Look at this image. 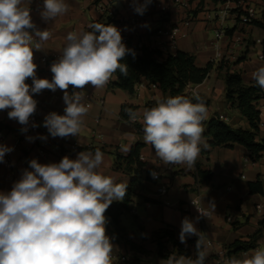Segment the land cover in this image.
Instances as JSON below:
<instances>
[{
  "label": "crops",
  "instance_id": "obj_1",
  "mask_svg": "<svg viewBox=\"0 0 264 264\" xmlns=\"http://www.w3.org/2000/svg\"><path fill=\"white\" fill-rule=\"evenodd\" d=\"M95 1L65 0L70 6L69 11L52 21L45 22L40 15L43 0H23L22 6L31 9L30 15L36 27L40 30L48 29L52 33L48 41L41 42V50H33L34 60H39L43 55L59 60L68 43L66 37L69 32L91 31L89 25L97 22L106 24L105 17L93 7ZM183 1L186 3L185 6L173 0H151L144 14L140 15L134 11L132 0H108L119 18L115 26L121 30V34L131 40L132 44L140 43L158 49L159 43L162 42L165 48V51L161 52L162 56L168 53L174 54L180 50L193 54L198 67H204L208 63L213 64L210 70H213V80L209 85H207L209 82V76H207L201 83L190 86L208 103L207 119L204 122L211 117L222 115L223 120L231 127L251 130L245 117L237 109L230 107L225 98L226 107L233 109V115L230 118L214 111L211 104L225 94L224 70L219 68L220 62L228 63L230 71L239 72L245 83L252 82V73L264 66V27L252 22L241 23L240 15L244 12V7L237 6V0L229 3L224 0ZM247 5H252L256 9V16L252 21L264 26V0H247L245 6ZM187 20L190 21L188 34L178 38L172 45L169 30ZM219 28H222L225 34L217 41L222 57L215 59V32ZM159 30L161 33H158ZM210 30H213V35H210ZM254 30L261 34L255 40L252 37ZM257 39L261 42H257ZM256 45L260 46V50L256 52V59H251L248 57L249 50ZM259 55H262V58H259ZM36 76L50 80L52 74L49 68L37 66ZM114 79L113 73L110 83L103 88H94L90 84L85 86L84 89L93 96V102L87 106L88 112L82 118L83 124L79 133L77 136H70L63 147H61L62 138H53L43 131V121L50 112L64 114L66 107L63 101L64 93L60 89L55 92L43 90L38 94L44 106L39 119V130L34 136L47 137V139L36 138L35 141L44 144L50 150L49 159L57 156L59 161L64 156L75 159L80 151L94 152L100 149L104 153V161L98 171L113 177L116 183L126 184L129 176L113 168L114 154L126 155L136 143H142L139 149V160L143 162V169L149 173L142 184L135 187L129 208L118 217V224L122 226V231L115 233L113 225L109 222L106 224V233L113 244L112 256H125L127 260L137 257L141 264H166L167 259L158 255L154 241L155 233L167 227L173 231L175 239L181 243L179 233L183 218L197 217L192 208H185V204L191 200L201 203L207 209L210 202L215 205V211H211V217L203 221L199 220L196 224L207 241L206 264H216L218 251L225 249L226 245L237 239L247 240L258 231L260 234L254 249L264 246V224L261 222L264 220V156L256 161L246 162L247 150L243 146L235 144L232 147H209L208 139L202 137L201 151L195 164L203 171H210V179L197 178L195 164L193 167L180 164L172 171H166L163 162L156 157L154 148L143 140L142 119L132 124L119 117L121 105L129 104L137 107L135 111L142 118L144 110L154 107L156 101L165 98V95L156 85L148 84L145 80L137 83L134 87L135 92L129 94L110 87ZM26 83L31 85V78L27 79ZM202 87H205L204 92L200 90ZM99 100H102L101 104L98 103ZM258 107L260 120L257 139L264 140V104L260 102ZM2 125L5 128L6 137L1 144L13 148V151L7 155L15 166H22L16 123L13 120H5ZM122 146L127 148V151H122ZM68 149L75 151L69 154L63 151ZM153 171L160 174L158 181L151 180L150 174ZM256 181H260L262 192L250 190L249 183ZM160 183L167 186V194L158 199L154 196V190ZM13 184L8 180L0 179V192L10 191ZM134 198L137 199L138 207L140 206L135 211L137 213L131 206ZM164 201L168 205H165ZM116 202L120 201H113L112 204ZM146 202L149 204L147 205ZM257 206H260V211L257 210ZM126 211L133 214V219L125 224L121 221V215ZM227 216L231 217L230 222L226 220ZM124 236L135 244H141L143 250H132L125 243ZM196 240L197 237L191 236L187 238L186 244H183L189 248L193 257ZM254 249L242 252L238 258H243L245 253L251 255Z\"/></svg>",
  "mask_w": 264,
  "mask_h": 264
},
{
  "label": "clouds",
  "instance_id": "obj_2",
  "mask_svg": "<svg viewBox=\"0 0 264 264\" xmlns=\"http://www.w3.org/2000/svg\"><path fill=\"white\" fill-rule=\"evenodd\" d=\"M150 3L132 0L134 11L140 15ZM22 4L23 0H0V111L8 110V118L27 132L38 104L33 95L60 89L66 105L64 114L48 113L43 127L53 138L77 136L88 112L83 89L89 84L103 88L117 70L126 76L128 66L121 61L130 49L117 26L93 23L89 25L91 31L68 33L61 57L50 66L51 80L37 78L33 50H41V42L48 41L52 33L38 29L31 9ZM69 8L65 0H43L40 15L45 22L52 21ZM29 78L31 85L26 83ZM252 78L264 89V66L256 69ZM70 85L81 91L70 94ZM125 112L132 122L142 119L143 140L164 165L194 166L208 114L196 90L191 98L178 95L158 99L154 107L144 110L142 118L131 108ZM38 126L32 124L33 128ZM11 151L12 147L0 144V163ZM122 151L127 148L122 146ZM103 161L100 149L80 151L75 159L64 156L58 163L31 159L11 190L0 192V264H111L113 244L106 233L105 213L113 201L125 198L128 184L116 183L98 171ZM193 204L199 215L183 218L179 240L186 244L188 237H197L195 256L173 253L166 264H206L208 245L196 224L215 211V205L210 202L204 209ZM224 264H264V246L243 258L229 257Z\"/></svg>",
  "mask_w": 264,
  "mask_h": 264
},
{
  "label": "trees",
  "instance_id": "obj_3",
  "mask_svg": "<svg viewBox=\"0 0 264 264\" xmlns=\"http://www.w3.org/2000/svg\"><path fill=\"white\" fill-rule=\"evenodd\" d=\"M252 23L264 27L255 21H252ZM126 47L130 49V52L126 54L121 63L128 66V73L125 76L117 70L114 73L115 79L111 82L110 87L123 90L129 94L135 92L134 87L137 83L145 80L148 84L156 85L165 97L180 95L191 98L186 93L187 87L201 83L213 67L212 63H208L204 67H198L195 64L193 54L180 50L174 54L168 53L162 56L159 49L146 45L138 47L132 44L129 38ZM219 68L224 70V98L226 102L230 107L237 109L245 117L251 130L231 127L224 120L215 116L204 122L202 137L208 139L207 146L209 147H232L235 144H239L247 150V158L251 161H256L264 156V140L257 139L260 120L258 106L260 102L264 104V90L254 80L245 83L239 72L230 71V65L228 63L220 62ZM204 102L207 106L208 103L206 101ZM128 108L136 110L137 107L129 104L121 105L119 111L120 119L124 121L129 120L125 112V109ZM135 126L138 127L137 124ZM141 146L142 143L138 142L131 148L128 154H114L113 168L129 176L125 198L120 202L112 204L106 211L107 220L113 225L115 233L123 229L118 224L119 215L129 208L135 187L141 185L149 173V171L143 169V162L139 160V149ZM195 167L197 178L210 179V171L201 170L197 164H195ZM249 186L251 191L262 192L260 181L250 182ZM261 222L264 224V220ZM259 234L260 232L258 231L252 234L247 240L237 239L226 245L225 250L228 258L232 256L238 257L242 252L254 249ZM124 241L132 250H143L141 244H135L125 236ZM154 241L158 249V255L162 258L167 259L173 253L177 255H191L189 248L179 243L175 239L173 231L167 227L155 233ZM122 264H141V262L139 258L134 257Z\"/></svg>",
  "mask_w": 264,
  "mask_h": 264
},
{
  "label": "built area",
  "instance_id": "obj_4",
  "mask_svg": "<svg viewBox=\"0 0 264 264\" xmlns=\"http://www.w3.org/2000/svg\"><path fill=\"white\" fill-rule=\"evenodd\" d=\"M175 3L177 4H181V5H186V3L183 0H173ZM226 3L229 2H233L235 0H224ZM245 1L247 2V0H237L236 4L237 6L240 7H244V12L240 15V21L241 23H251L252 19L255 18L256 16V9L252 6V5H247L245 6ZM160 6V5H159ZM93 7L98 10L99 12H101V14L105 17L106 19V24H112V25H116V23L119 21L118 15L115 13V11L112 9V7L109 5L108 0H96L93 4ZM190 24V21L187 20L181 24H177L173 27H171V29L169 30V35L171 37V44L174 45L176 40L178 38L184 37L188 34V26ZM31 31V30H30ZM158 33H161V31L159 30ZM225 34L224 30L222 28H219L216 30L215 32V38L216 41L214 43V47H215V59L216 58H221V53L219 50V46L217 44V41ZM122 38H123V43L125 45L128 44V37L121 34ZM257 42H261L260 39H257ZM136 45L138 47L141 46L140 43H136ZM161 52L165 51L164 48V44L162 42L159 43V48H158ZM259 58H262V55H259ZM58 61L55 57H51V56H46L43 55L39 58V60H34V63L42 68H49L50 71V66L53 62ZM51 72V71H50ZM52 76L53 73L51 72ZM52 79V77H51ZM50 79V80H51ZM110 83V82H108ZM194 89L190 88V86L187 87L186 89V93L191 96V93ZM69 93L71 94L73 91H81L80 89H74L71 85L69 86L68 89ZM83 91L86 94V105L90 106L91 102H93V96L87 92L85 89H83ZM33 98L35 100H37L38 104H37V109L35 114L30 118V122L28 127L27 132H22V126L15 120H13L16 123L17 126V131H18V136H17V143L18 146L20 148L21 151V157L20 159L23 161V165L22 166H15L13 164V162L11 161V159L9 158V156L6 154L4 157V162L0 163V179H4V180H8L12 183H15L16 181H18L21 178V174L22 171L24 169H28L29 168V161L31 159H37L40 163L42 164H47V163H58L59 159L57 156H55L53 159H49V154H50V150L44 145V144H40L37 143L34 140L29 141L26 137H34L35 133L37 130H39V126L33 128L32 124H39V119L41 116V111L43 109L44 103L40 100L38 94L33 95ZM98 103H102V100H99ZM8 110H3L0 111V144L4 141L5 137H6V133H5V128L2 125V122L5 120H11L8 118ZM220 119H224V117L222 115L218 116ZM128 122L134 124L135 122H132L130 120H128ZM137 122V121H136ZM43 131L47 134L48 130L44 127ZM70 136L66 137V138H62L61 141V147H63V145H65L66 142H68ZM63 149V148H61ZM62 151V150H61ZM66 153H72L75 150L74 149H68V150H63ZM246 162H249L250 160L248 158H245ZM180 164L178 165H165V170L166 171H172L173 169L177 168ZM155 173V177L152 175V173ZM150 174L151 180L153 181H158L160 179V174L157 171H153ZM167 194V186L164 183H160L158 185H156L155 190H154V196L155 198H162L163 196H165ZM194 200H191L189 202H187L185 204V208H192L195 212V214L198 216L199 213L197 212L196 207L193 204ZM195 204L197 205V207H201L204 209H207L205 207H203L201 205V203L194 201ZM165 205H168V203L166 201L163 202ZM146 204L148 205L149 202H146ZM260 206H257V210L260 211ZM211 217V213L208 217H202L199 220H206L208 218ZM226 220L228 222L231 221V217L227 216ZM210 243V242H209ZM228 259V256L226 255V250L222 249L220 251L217 252V259H216V264H224V261ZM127 261L125 256H119V257H114L111 254V264H122L125 263Z\"/></svg>",
  "mask_w": 264,
  "mask_h": 264
},
{
  "label": "rangeland",
  "instance_id": "obj_5",
  "mask_svg": "<svg viewBox=\"0 0 264 264\" xmlns=\"http://www.w3.org/2000/svg\"><path fill=\"white\" fill-rule=\"evenodd\" d=\"M210 35H213V30H210ZM261 34L254 30L253 34H252V37H253V40H255L257 37H259ZM260 50V46L259 45H256V46H252L249 50V53H248V57L251 58V59H256V52ZM209 78H208V84H210V81L213 80V70L210 71L209 73ZM205 87H202L200 88V90L203 91ZM204 92V91H203ZM216 101V100H215ZM215 101H212V104H211V107L214 111L218 112V113H221L223 115H226L228 118L232 117L233 115V109L232 108H229V107H226V105L224 104L225 100H224V97L220 96V98L217 99V102ZM228 124V122H226ZM203 129H204V125H202ZM137 202V199L134 198V203L131 205L132 206V210H134V212L136 211V209L138 210V205L136 204ZM140 205V204H139ZM130 206V207H131ZM137 213V212H135ZM133 219V214L130 213L129 211H126L124 212L122 215H121V221L122 223H127L128 221L130 222V220ZM161 263V262H160Z\"/></svg>",
  "mask_w": 264,
  "mask_h": 264
}]
</instances>
